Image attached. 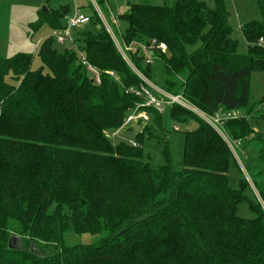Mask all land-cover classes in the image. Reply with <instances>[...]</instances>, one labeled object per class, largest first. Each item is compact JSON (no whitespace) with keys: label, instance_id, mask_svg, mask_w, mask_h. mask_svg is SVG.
Masks as SVG:
<instances>
[{"label":"trees","instance_id":"1","mask_svg":"<svg viewBox=\"0 0 264 264\" xmlns=\"http://www.w3.org/2000/svg\"><path fill=\"white\" fill-rule=\"evenodd\" d=\"M95 1L113 15L107 0ZM256 2L261 20L240 28L244 54L237 52L223 0L212 7L202 0L129 2L114 16L126 24L117 39L128 47L129 61L156 86L149 57L162 65L163 90L182 94L209 116L240 113L221 127L230 141L253 150L245 152L243 167L259 199L243 192L245 180L237 189L229 186L235 158L227 141L180 105L165 109L169 119L196 127L184 134L179 168L166 139L162 165L143 161L141 140L165 134L163 112L152 107L139 108L148 116L137 122L139 131L126 128L137 146L111 143L107 132L143 103L127 91L142 80L94 7L93 29L75 28L73 40L102 71L99 84L78 50H60L53 35L37 52L47 71L32 69L29 53L0 56V264H264V134L248 122L264 104V95L250 100L251 75L264 70L258 43L264 41V0ZM71 12V4L42 9L36 22L56 31ZM243 201L252 218L237 214ZM82 234L95 239L72 242Z\"/></svg>","mask_w":264,"mask_h":264},{"label":"rangeland","instance_id":"2","mask_svg":"<svg viewBox=\"0 0 264 264\" xmlns=\"http://www.w3.org/2000/svg\"><path fill=\"white\" fill-rule=\"evenodd\" d=\"M77 8L88 15L93 13V7L88 6V0H76ZM90 1V0H89ZM110 4L111 11L114 13H120L127 8L129 2H142L152 5H163L164 3L171 2L172 0H107ZM208 7L213 6L214 0H202ZM225 8L229 13V23L232 26V36L237 40V52L244 54L247 52V42L245 41L242 33L241 26L244 23L250 21L261 20V12L257 5L256 0H223ZM91 2V1H90ZM92 3V2H91ZM62 4H71L72 11L74 8L73 0H0V56L12 57L18 52H25L31 54L32 69L42 67L43 71H47L43 67L38 57L39 44L46 36L55 34V31L45 22H36L39 18L38 11L43 8H57ZM82 5V6H81ZM107 23L112 28L116 36L118 37L121 32L125 30L126 24L124 21L116 19V23H112L111 17L104 6H100ZM85 27L88 30H92L91 23L81 25L77 27ZM74 32V31H73ZM58 45V44H57ZM60 50L69 47L70 44L58 45ZM151 55V53H149ZM127 57V55H125ZM128 59V57H127ZM148 62L151 63L153 71V80L158 84H163L164 72L162 65L157 58H148ZM185 78V73L178 77V81L182 82ZM10 83L15 82L10 80ZM264 95V70L261 72H254L250 78V100H259ZM198 109V108H197ZM131 111L128 112V114ZM196 114V113H195ZM198 117L199 115L196 114ZM200 117V116H199ZM152 118L149 117L147 123H151ZM248 122L250 127L255 132H261L264 134V104L255 112L254 117H249ZM162 124L165 130V134L162 135L157 131L154 132L152 137H144L141 140L143 161L148 162L152 167H158L162 165L164 160L162 156L163 143L166 139L168 142L169 150L171 151L172 161L176 168L180 167L184 134L186 131L196 127L194 121L189 124H179L169 119L166 111L162 113ZM177 127V129H174ZM223 131L222 127L220 128ZM107 136L112 144L119 141L129 142V140H135L134 131L131 129H122L117 133L107 132ZM223 137V136H222ZM224 138V137H223ZM225 139V138H224ZM234 155L228 167V180L229 186L233 189L240 187L241 181H246L247 186L243 192L250 198L259 199V196L243 167V158L245 152L252 153L253 150H244V143L242 141L232 142L227 137L225 139ZM237 214L243 218H252L253 212L247 202L243 201L238 205ZM94 238L89 234H82L72 237V242L89 243Z\"/></svg>","mask_w":264,"mask_h":264},{"label":"built area","instance_id":"3","mask_svg":"<svg viewBox=\"0 0 264 264\" xmlns=\"http://www.w3.org/2000/svg\"><path fill=\"white\" fill-rule=\"evenodd\" d=\"M92 4L94 5V8L98 15L100 16L102 22L104 23L107 31L109 32L110 36L112 37L113 41L115 42L118 50L122 54V56L125 58V60L128 62L132 70L141 78L142 83L140 84L139 88L134 89V88H129L127 91L132 92L139 96L140 98L143 99V103L137 105L135 109L131 110V113H129L121 127L116 130L114 133H117L118 131L122 129H126L128 127H135L137 126V122L139 120L146 121L148 119L147 114L145 111L139 109L141 106L145 107H152L159 113H162L165 111V109L169 106H172L173 104L180 105L184 107L185 109H188L196 114H198L203 120H205L208 124H210L212 127H214L225 139L226 136L223 134V131H221V125L222 121L224 119H229V118H234L239 116L238 111H229L226 112L223 115H215V116H209L203 111L197 109L195 106H193L188 100H186L182 94L177 93V94H172L169 93L162 88L156 86L152 81L147 79L142 73H140L127 59L125 56V50L128 49V47H122L121 44L119 43L116 34L112 30V28L109 26L107 23L106 18L104 17V14L102 13L101 9L99 8L98 4L96 3L95 0H90ZM74 2V9L71 13L66 14L64 17V26L62 29L56 30L55 34L53 35L56 42L59 44H70V46H73L78 50L79 58L82 63V65L85 67L87 73L90 76V79L93 83L99 84L101 80V73L102 71L98 69L97 67L93 66L90 64L83 53L79 50L78 46L75 44L73 40V30L81 25H84L89 22V15L86 13L81 12L77 8V3L76 0H73ZM108 8V7H107ZM110 17L112 20V23H116V20L114 16L110 13ZM259 44H262L264 46V41L263 39L258 40ZM161 49H165V45L163 43H159L157 45ZM104 73L110 75L113 77L115 80H118V77L113 71H104ZM174 129H177V127H174ZM129 143L133 146H137L138 143L135 141L129 140Z\"/></svg>","mask_w":264,"mask_h":264},{"label":"water","instance_id":"4","mask_svg":"<svg viewBox=\"0 0 264 264\" xmlns=\"http://www.w3.org/2000/svg\"><path fill=\"white\" fill-rule=\"evenodd\" d=\"M43 9H46V8H43ZM140 128H141V127H140V126H138V125L134 127L135 131H139V130H140ZM9 245H10V243H9Z\"/></svg>","mask_w":264,"mask_h":264}]
</instances>
